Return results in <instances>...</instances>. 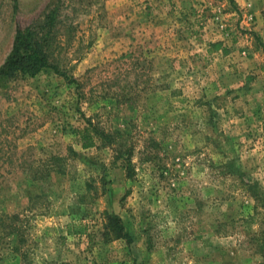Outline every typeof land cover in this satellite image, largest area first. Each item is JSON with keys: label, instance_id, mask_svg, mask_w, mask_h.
<instances>
[{"label": "rangeland", "instance_id": "374dc122", "mask_svg": "<svg viewBox=\"0 0 264 264\" xmlns=\"http://www.w3.org/2000/svg\"><path fill=\"white\" fill-rule=\"evenodd\" d=\"M57 5L68 77L0 79V264H264V0H0V64Z\"/></svg>", "mask_w": 264, "mask_h": 264}, {"label": "trees", "instance_id": "16d2710c", "mask_svg": "<svg viewBox=\"0 0 264 264\" xmlns=\"http://www.w3.org/2000/svg\"><path fill=\"white\" fill-rule=\"evenodd\" d=\"M58 16L59 7L57 5L45 12L42 18L34 19L26 25L18 24L16 26L11 49L0 64V79L17 74L33 76L45 68H53L56 73L68 77L59 65V58L53 56V44L51 37H49V33L57 26ZM68 79L77 82L71 78ZM87 123L85 127L77 131L82 147L113 144L114 136L110 132L89 119ZM131 156L132 149L130 147L117 156V158H122L123 164L128 170L132 169ZM103 219L102 235L104 240L108 241L112 238L121 237L128 241L131 240V235L126 230L120 215L106 211ZM72 226L75 227V222L69 224L71 231ZM85 231L86 226L84 224L81 223L76 226L75 232L82 233Z\"/></svg>", "mask_w": 264, "mask_h": 264}]
</instances>
